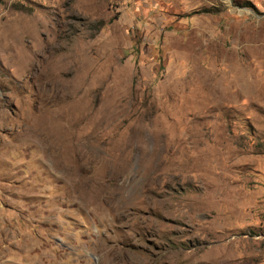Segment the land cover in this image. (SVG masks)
<instances>
[{"label":"rangeland","instance_id":"rangeland-1","mask_svg":"<svg viewBox=\"0 0 264 264\" xmlns=\"http://www.w3.org/2000/svg\"><path fill=\"white\" fill-rule=\"evenodd\" d=\"M0 264H264V0H0Z\"/></svg>","mask_w":264,"mask_h":264}]
</instances>
